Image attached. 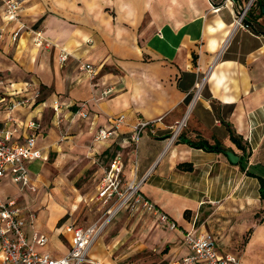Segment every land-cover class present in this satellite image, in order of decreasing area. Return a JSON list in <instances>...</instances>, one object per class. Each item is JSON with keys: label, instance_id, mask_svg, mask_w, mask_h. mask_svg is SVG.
<instances>
[{"label": "crops", "instance_id": "obj_1", "mask_svg": "<svg viewBox=\"0 0 264 264\" xmlns=\"http://www.w3.org/2000/svg\"><path fill=\"white\" fill-rule=\"evenodd\" d=\"M211 1L217 0H24L15 21L4 17L0 0V127L23 142L26 123L36 122V148L42 156L26 166L41 161L34 173L28 168L29 174H37L47 159L43 141L54 132L52 127L44 135L42 116L45 109L54 112L55 101L61 104L58 115L63 106L75 110L85 103L87 116L81 120L92 137L111 127V117L124 114L113 138L97 141V153L118 145L124 182L141 180V193L182 225L175 228L180 235L175 258L187 252L182 230L195 227L212 232L218 251L242 264V255L222 250L217 239L230 236L236 223L241 233L251 231L243 255L255 241L257 253L264 255V10L259 13L264 0L252 7L255 30L233 29L236 6L244 0L214 9ZM256 5L259 11L253 10ZM21 22L26 28L13 40L11 33ZM34 29L42 31V45L35 43ZM61 52L67 53L65 61L58 59ZM78 61L94 64L93 80ZM36 92L39 96L33 97ZM24 96L31 100L9 109L14 98ZM158 118L141 133L135 149L132 125ZM179 123V134L169 142ZM198 139L219 142L223 151L186 142ZM227 150L238 156L236 163ZM188 165L192 169L184 170ZM251 166L261 169L253 172ZM5 180L15 183L9 173L0 185ZM15 195L0 194L25 208L27 238L32 233L47 238L44 245L34 243V249L64 255L72 237L67 226H79L63 219L66 208L51 200L31 219L27 211L35 209ZM185 210L191 211L192 221L184 218ZM45 212L47 224L42 222ZM41 225L51 233L39 229ZM89 258L95 260L91 254Z\"/></svg>", "mask_w": 264, "mask_h": 264}, {"label": "rangeland", "instance_id": "obj_2", "mask_svg": "<svg viewBox=\"0 0 264 264\" xmlns=\"http://www.w3.org/2000/svg\"><path fill=\"white\" fill-rule=\"evenodd\" d=\"M253 10L259 11L258 5ZM225 12L224 10L222 15ZM78 63L80 65L81 62ZM46 95L47 92H44L43 96ZM80 105L81 103L77 104ZM74 111L72 107L63 106L58 115L50 108L45 109L42 116L44 135L50 128L54 129L52 138L44 140L42 144L47 152L46 161L39 173L28 174L26 184L5 180L0 185L1 196L16 194L19 201L34 208L35 214L39 215L46 209L49 201L55 200L67 210L63 219H70L83 227L94 224L101 227L99 236L89 250L95 260L85 264H107L109 261L114 264H168L178 255L180 235L177 230L162 223L158 214L147 211L140 204H131L117 210L106 221L108 210L115 208L118 200L115 197L105 203L97 198L96 189L111 157L119 147L111 144L106 151L97 153L100 148L97 147L94 136L84 130L85 123L81 120L84 117ZM139 144L140 141L137 150ZM39 165L41 161L34 160L28 168L34 173ZM260 169V166H251L253 172H259ZM125 186L126 182L122 178L121 189ZM247 217L246 220L249 218ZM184 218L192 221L191 211ZM42 222L47 224L46 212L42 216ZM233 226L234 229L227 234L230 236L217 239L219 247L236 256L242 255V264H264V255L256 251L257 241L249 253H242L251 231L241 233L239 225L233 223ZM40 227L43 232L51 233L43 225Z\"/></svg>", "mask_w": 264, "mask_h": 264}, {"label": "built area", "instance_id": "obj_3", "mask_svg": "<svg viewBox=\"0 0 264 264\" xmlns=\"http://www.w3.org/2000/svg\"><path fill=\"white\" fill-rule=\"evenodd\" d=\"M256 0H244L238 4L234 13L233 29L241 28L251 30L250 24L246 22L248 12L251 10ZM4 17L7 20L19 19L24 0H3ZM233 0H217L210 3L212 9L231 3ZM26 28L24 23H20L11 33L13 40H16L20 32ZM35 43L42 45L45 41L40 29H34ZM2 28H0V38ZM60 61L67 58L66 52H61L58 56ZM80 68L86 72L88 79L93 80L96 76V68L93 63L82 62ZM200 84V86H198ZM196 87L195 95L203 85V80ZM39 93L33 94L38 97ZM1 100V98H0ZM31 97L24 96L14 98L9 103V109L12 110L18 106L27 104ZM61 107L57 101L53 104L54 113L57 114ZM74 113L82 117L87 116L85 103L77 106ZM11 120L12 117L8 116ZM157 120H139L132 125L130 141L134 147H137L141 133L147 127H153ZM125 121V115L119 114L111 117V127L108 129H98L94 134L96 141H103L113 138ZM27 135L23 142L12 138V130L0 127V179L9 173L15 182L26 184L28 181V168L26 162L36 158H41V151L36 148V122L30 119L27 123ZM181 124H177L171 133L169 142L174 139L180 131ZM123 170V157L121 152H116L110 161L109 166L105 169L102 180L97 190V198L102 199L105 203L116 197L117 205L112 210H108L110 219L117 210L128 205L140 204L147 211L158 214L162 223L167 224L170 228H177L176 222L168 214L162 211L156 204L147 199L140 191L141 180L127 183L124 189H121ZM25 208L18 206L14 199L4 200L0 196V264H81L84 261H92L89 258V250L99 236L101 227L96 224L88 227L69 225L67 229L72 232L71 244L69 250L60 257H54L47 252H37L34 249V243L44 245L47 238L43 234L32 233L31 240L27 238L25 232ZM27 215L34 219L35 212L27 211ZM182 241L187 248V252L178 258L170 261L168 264H240L237 257L230 254H222L217 249L216 237L212 232L207 230H198L195 227L182 230Z\"/></svg>", "mask_w": 264, "mask_h": 264}, {"label": "trees", "instance_id": "obj_4", "mask_svg": "<svg viewBox=\"0 0 264 264\" xmlns=\"http://www.w3.org/2000/svg\"><path fill=\"white\" fill-rule=\"evenodd\" d=\"M242 3V2H241ZM255 3L257 4V1H255ZM239 4H240V2H239ZM253 7V6H252ZM236 8H238L237 6H236ZM262 10H264V7H262L261 6V8H260V11H259V13L261 14L262 13ZM252 11V8H251V10L248 12V14H247V17H246V22H248L249 24H250V29L251 30H255V22H254V20H253V13L251 12ZM193 58H194V56H193ZM188 100H189V98H188V96L185 98V102L187 103L188 102ZM230 137H231V139H232V141L233 142H235L236 144H237V141L235 140V138H234V136H233V134L231 133V135H230ZM187 142V144L189 145V146H192V147H197V148H202V149H204V150H207V151H223V147L221 146V144L219 143V142H215V143H213V144H210V143H208L206 140H204V139H198V140H187L186 141ZM238 145V144H237ZM178 167L179 168H181L182 167V164H179L178 165ZM192 168H191V165H188L187 166V168H185L184 170H191ZM261 197H264V193H262V190H261ZM188 212V210H185L184 211V216L186 215V213ZM250 230H248V232H249ZM250 233V232H249Z\"/></svg>", "mask_w": 264, "mask_h": 264}, {"label": "water", "instance_id": "obj_5", "mask_svg": "<svg viewBox=\"0 0 264 264\" xmlns=\"http://www.w3.org/2000/svg\"><path fill=\"white\" fill-rule=\"evenodd\" d=\"M226 154L232 163H236L238 161V156L235 153H233L231 150H227Z\"/></svg>", "mask_w": 264, "mask_h": 264}]
</instances>
